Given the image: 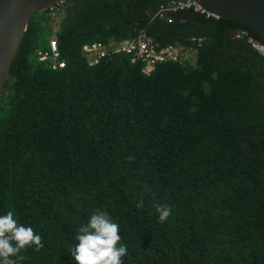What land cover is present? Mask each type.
Instances as JSON below:
<instances>
[{
	"label": "trees",
	"instance_id": "trees-1",
	"mask_svg": "<svg viewBox=\"0 0 264 264\" xmlns=\"http://www.w3.org/2000/svg\"><path fill=\"white\" fill-rule=\"evenodd\" d=\"M34 13L0 100V215L41 236L21 264H76L82 225L107 212L122 264H264V59L238 22L175 0H65ZM144 31L179 48L144 76L128 56L88 66L85 44ZM55 38L65 68L36 59ZM158 205L171 215L158 222Z\"/></svg>",
	"mask_w": 264,
	"mask_h": 264
},
{
	"label": "built area",
	"instance_id": "built-area-1",
	"mask_svg": "<svg viewBox=\"0 0 264 264\" xmlns=\"http://www.w3.org/2000/svg\"><path fill=\"white\" fill-rule=\"evenodd\" d=\"M65 6L66 1L60 0L48 10L56 19L63 14ZM179 11H192L206 19H219L216 14L202 8L195 0H175L162 4L155 13V17L168 21L171 14ZM235 38L245 39L249 47L264 59V44L251 36L247 31L237 32ZM81 53L90 67L98 65L111 56H128L131 64L140 65V71L144 76H150L159 64L177 62L179 59V48L171 45L160 46L144 31H139L135 37L121 43L111 42L109 44H101L95 42L85 44L81 48ZM36 59L51 70L65 68V63L60 58L55 38L49 40L46 51H39L37 53Z\"/></svg>",
	"mask_w": 264,
	"mask_h": 264
},
{
	"label": "clouds",
	"instance_id": "clouds-1",
	"mask_svg": "<svg viewBox=\"0 0 264 264\" xmlns=\"http://www.w3.org/2000/svg\"><path fill=\"white\" fill-rule=\"evenodd\" d=\"M158 222L164 223L171 215L167 205H158ZM120 227L107 212L96 211L86 225H82L72 249L76 264H122L127 246L121 242ZM26 246L43 247L41 236L31 227L19 224L12 212L0 215V264H21L20 255Z\"/></svg>",
	"mask_w": 264,
	"mask_h": 264
},
{
	"label": "water",
	"instance_id": "water-1",
	"mask_svg": "<svg viewBox=\"0 0 264 264\" xmlns=\"http://www.w3.org/2000/svg\"><path fill=\"white\" fill-rule=\"evenodd\" d=\"M60 0H0V100L11 63L34 13ZM219 18L245 25L264 44V0H195Z\"/></svg>",
	"mask_w": 264,
	"mask_h": 264
},
{
	"label": "rangeland",
	"instance_id": "rangeland-1",
	"mask_svg": "<svg viewBox=\"0 0 264 264\" xmlns=\"http://www.w3.org/2000/svg\"><path fill=\"white\" fill-rule=\"evenodd\" d=\"M62 17H63V14H62L60 17H57V18L55 19V21L59 22V21L62 19Z\"/></svg>",
	"mask_w": 264,
	"mask_h": 264
},
{
	"label": "flooded vegetation",
	"instance_id": "flooded-vegetation-1",
	"mask_svg": "<svg viewBox=\"0 0 264 264\" xmlns=\"http://www.w3.org/2000/svg\"><path fill=\"white\" fill-rule=\"evenodd\" d=\"M259 41V40H258ZM260 42V41H259Z\"/></svg>",
	"mask_w": 264,
	"mask_h": 264
}]
</instances>
